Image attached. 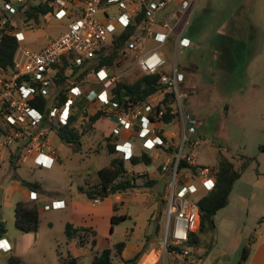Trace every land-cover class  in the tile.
Instances as JSON below:
<instances>
[{
	"label": "rangeland",
	"instance_id": "374dc122",
	"mask_svg": "<svg viewBox=\"0 0 264 264\" xmlns=\"http://www.w3.org/2000/svg\"><path fill=\"white\" fill-rule=\"evenodd\" d=\"M7 1L11 2L14 8L13 12L7 13L13 29H33L31 33H27L30 40L27 46L31 50L38 49L40 44H45L64 33L63 26L81 13L85 2L77 0L72 3L70 10L73 15L59 19L60 22L55 19L49 22V18H41L39 23H35L26 19L25 10L34 1L44 0H24L25 6L21 10V3L17 0ZM117 11L115 8L111 12ZM3 16L4 14H1L0 17ZM121 30L122 26L116 32L120 33ZM184 32L183 37L189 40V45L179 47L177 53L173 48L166 51L167 63L161 72L172 73L175 65L178 66L179 72L186 70L183 66H195V69L185 72L187 74L181 88L188 95L183 100L186 130L189 134L188 116L194 117V139L197 141L191 149L186 148V153L195 157L199 165L209 168H217L218 157L222 153L235 164L240 178L234 184L227 206L219 210L214 217V233L203 235V243L192 249L191 255L183 258L181 263L186 264L193 260V264H239L243 249L249 244L251 236L255 240L259 238L260 242L264 241V0H199L197 10L189 17ZM221 41L226 47L240 46L239 57L247 63L241 62L233 72L226 71L230 78L223 81L217 79L221 71L216 62L219 55L216 49ZM110 42L104 46H109ZM202 58L206 62H203ZM248 63H251L250 68ZM58 65L59 68L53 70L51 77L54 80L56 72L64 69L62 76L66 78L67 92L73 83L85 90H97L102 87L97 83L92 71L77 80L81 71L89 68L92 70V64L85 65L83 62V70L72 77V66L63 68V61ZM108 70L116 81L134 82L141 76L130 55L121 56L117 64ZM207 74H212L213 77L209 79ZM58 92L54 83L50 86L48 95L54 98ZM83 104L87 106L85 101ZM227 104L229 109L225 108ZM90 110L92 114L97 112L92 110V107ZM110 127L111 123L103 120L98 124L99 130L97 127L83 128L86 131L80 146L66 144L53 132L49 135L52 147L59 150L58 156L62 162H55L51 169L34 167L29 171L31 175L26 178L41 185L38 191L40 200L50 203L55 199H63L67 207L64 201L53 202V208L41 214L38 229L40 241L37 243L33 244L31 234L21 232L22 238L18 246L23 254L17 257L20 258L21 264H63L68 253L72 257L78 256L77 250L88 254L81 261L82 264H89L94 256L107 248H112L115 264H127L128 259H123L114 246L122 241L127 244L126 254L131 258L139 253L137 249L142 247L145 241H154L156 249L160 252L161 230L166 220L165 207L162 205L161 211L158 212L159 199L155 195L151 200L148 194L150 190L159 194L165 191V184L158 174L161 160L154 159L150 166L140 165L133 168L137 172H148L156 181V186L145 190L142 179L137 181L138 189L125 192L130 193V200L127 202L126 195L122 197L125 200L118 203L115 196L110 194L103 198V203L92 205L87 203L86 196L80 192L81 188L97 186L99 169L108 166L111 159L117 156L108 153L109 141L106 142L100 133ZM165 130L176 129L166 127ZM6 132L7 122L4 116L0 115V143L5 140ZM125 163L128 169L132 168L130 161L125 160ZM131 175L137 177V180L141 177L134 172H131ZM195 182L199 190L192 198L197 201L207 189L199 179ZM3 183L4 181H0V213L1 207H4L1 187ZM16 200L25 199L17 194ZM74 200L85 202L95 214L89 223L95 227L97 245L93 243L95 238L91 231L82 233L83 248L67 247L65 226L77 220L70 205ZM37 204L39 207L44 205ZM113 204H116L114 210ZM14 213L13 207L4 209L9 223L6 225L5 234L9 231L17 234V228L13 226ZM113 214L129 215L130 218L113 226ZM112 226L114 231L111 233ZM80 238L75 239L78 246L81 245ZM141 251L145 252V247ZM10 256L15 258L14 253L1 252L0 264H8ZM164 258V264H173L166 256ZM77 264H81L79 260Z\"/></svg>",
	"mask_w": 264,
	"mask_h": 264
},
{
	"label": "built area",
	"instance_id": "2783aa9c",
	"mask_svg": "<svg viewBox=\"0 0 264 264\" xmlns=\"http://www.w3.org/2000/svg\"><path fill=\"white\" fill-rule=\"evenodd\" d=\"M76 1L55 0L59 6V11L55 14L56 18L72 16L70 6ZM168 1L85 0L81 13L69 22L67 30L44 49L31 51L20 47L14 66L11 69L0 67V115L4 116L8 125L5 140L0 145L8 149L21 143L25 155H48L56 158L57 153L52 147L49 135L57 128L68 125L73 106L82 97L87 103L83 109L86 115L92 114L90 107L92 110L102 111L104 117L115 122L112 135L117 137L127 135V140L132 136L137 137L142 141L143 148L148 151H154L157 147L164 145L162 138L158 135L156 124L162 122L167 113L174 116L173 119H179L182 126L180 142L171 158L160 167V179L165 184L161 199L165 207L166 220L159 244L164 256L180 258L189 256L190 250L186 248V244L199 226V199L195 201L192 198L199 190L195 181L199 179L202 182L207 189L205 193L207 194L215 187L218 170L199 165L195 157L186 153L189 137L183 112V100L188 95L181 90L184 77L178 72L176 65L172 73L161 72L167 61L160 48L166 44L169 35L165 34L159 38L158 48L149 50L147 47V40L154 35L153 28L157 22V15L167 6ZM17 2L23 3L24 0H17ZM194 3L196 7V0H181V14L191 11ZM0 5V16L4 14L2 18L0 17V29H3L7 22V13L13 12L14 8L7 0H0ZM115 8L118 9L117 13H112L111 11ZM142 10L145 11L144 27L130 39L127 49L141 75L161 73L160 84L165 89L143 103L128 107L120 106L111 101L108 89L116 82V78L102 69L97 73V83L102 87L97 90H85L73 83L68 91L65 105L53 108L49 113L53 128L49 124L47 127H42V115L30 104V100L40 92L50 97L48 91L54 84L51 73L55 70V65L59 64L63 57L69 63L80 65L86 59L94 57L102 46L119 34L116 32L119 27L122 26V30L125 29ZM165 27L170 29L168 24H165ZM15 31L17 30L9 32L14 34L20 42L23 36L21 32ZM176 43L177 53L179 47L189 45V40L184 39L181 34ZM167 93L171 94V97L164 105L162 102ZM87 123L83 119L78 122L81 128H85ZM124 143L116 142V151L124 160L131 161L133 154L127 151L130 148L127 146L131 144ZM34 199L37 198L34 196ZM52 206L54 204L46 205L44 210H49L53 208ZM0 249H2L1 246Z\"/></svg>",
	"mask_w": 264,
	"mask_h": 264
},
{
	"label": "trees",
	"instance_id": "16d2710c",
	"mask_svg": "<svg viewBox=\"0 0 264 264\" xmlns=\"http://www.w3.org/2000/svg\"><path fill=\"white\" fill-rule=\"evenodd\" d=\"M24 3H21L20 10L24 8ZM18 8V9H19ZM59 6L56 4L55 0H44L41 2L32 3L29 8L25 10V16L27 20H33L35 23H39L41 18H48L54 16L58 12ZM9 17V16H8ZM145 22V11L142 10L125 29L119 34H116L110 42L109 46H102L95 54L94 57L86 59L84 61L85 65L88 63L92 64V70L89 68L87 70L81 71L84 65L73 64L70 65L68 60L63 57L62 61L64 67L72 66V73L70 77L75 76V74L81 71L77 80L88 75L87 73L93 72L95 76L102 69H110L117 64V61L121 56H129V51L127 49L130 39L137 35L144 27ZM14 30L11 19L7 18L6 25L3 29H0V67L4 69H11L14 66V60L16 54L20 48V43L14 34L9 31ZM54 68H59V65H55ZM64 69L60 72H56L54 77V83L58 87V94L52 98L47 97L41 92L35 95L31 100L30 104L41 113L42 121L41 126L47 127L49 124L52 128V120L49 116L50 111L53 108H60L65 105L68 99V92L66 89V78L62 76ZM161 73H156L154 75H141L134 82H124L116 81L109 88L111 101L119 104L120 106L128 107L133 104H140L156 93L165 89L160 84ZM171 97V94L167 93L163 104L166 105L167 99ZM85 99L82 97L78 99L73 106V113L69 119L68 125L64 127L57 128L55 130L57 136L66 144L72 146H80L81 138L85 134V129L80 128L81 125L78 124L80 119L86 120L90 128L97 122L100 118L104 116L102 111H97L95 114L86 115L83 112L85 106H83ZM86 102V101H85ZM160 106H158L159 108ZM88 117V119H86ZM174 116L168 113L162 119V122L169 123L173 120ZM109 142L107 144V150L110 155L118 154L116 151V143H113L112 132L107 139ZM264 149V147H263ZM152 162V158L146 154L142 153L133 157L131 160L132 166H137L141 163L149 165ZM11 170H13V178L19 180L21 185L32 192H37L41 189V185L37 182L27 181L25 179H20L16 174L17 166L16 160L12 156L10 160ZM218 176L215 187L212 191L203 195L198 201L199 207V226L198 229L191 234V239L186 244V248L192 253V249L197 248L203 243V235L214 233L215 224L214 217L217 212L225 208L229 202V197L232 193L234 184L240 178V173L236 169L235 164L222 153L219 154L217 163ZM144 177V176H143ZM142 176L140 178H143ZM98 184L92 188L86 189L81 188L80 190L85 193L89 199L102 200V194L106 193L108 196L110 192L111 195L123 193L128 190L138 188L137 177L134 175H129L128 169L126 167L125 160L119 156V154L111 159L109 165L99 169L98 171ZM145 182V181H144ZM149 185L153 186L156 181H147ZM147 183H145L146 186ZM107 196V197H108ZM128 217L126 215H113L112 224L113 226L119 224ZM15 222L17 228L23 233H36L38 232L40 225V213L39 205L37 203L31 204L29 202L20 201L15 206ZM111 227V232H113L114 227ZM91 228L85 227H74L73 224L67 223L65 226V235L69 240L77 239L81 237L80 246L83 245L82 233L91 232ZM5 224L0 223V239H2L3 234H5ZM95 238L96 233L92 231ZM251 241V240H250ZM243 249L241 260L239 264H247L250 252H251V242ZM96 244V240H93ZM115 249L117 253L121 254L126 246L124 241L117 243ZM113 250L112 248H107L97 254L90 264H115L113 261ZM144 252L141 251L137 253L133 258L127 261V264H138L139 260L143 256ZM180 257L179 259L188 258ZM63 264H77V259L69 258L65 259ZM8 264H21V262L16 258H10ZM186 264H193V260L186 262Z\"/></svg>",
	"mask_w": 264,
	"mask_h": 264
},
{
	"label": "crops",
	"instance_id": "0c3cea01",
	"mask_svg": "<svg viewBox=\"0 0 264 264\" xmlns=\"http://www.w3.org/2000/svg\"><path fill=\"white\" fill-rule=\"evenodd\" d=\"M180 2L181 0H169L167 3V6L158 13L157 15V22L153 28V37L149 38L147 40V47L149 50L152 49H156L158 48V46H160V42H159V38L162 37L165 34H168L169 37L166 41V44L164 46H162L160 49L161 51L164 53V55L166 54V51L171 50V48H173L174 50H176V45H177V39L178 37L183 34H185V28L187 26V22L189 20V17H191L195 11L197 10V6H198V2L199 0H196L197 2V6L195 7L196 3H194V6L192 7L191 11H188L187 13H185L184 15L181 14L180 11ZM195 7V8H194ZM194 8V9H193ZM59 11V9H58ZM49 19H47L49 22L52 19H55L56 22H60L58 18H56V15L48 17ZM69 24V23H68ZM68 24H66V26H63L65 31L67 30V26ZM165 24H168V26L170 27L167 28L165 27ZM33 29H17L18 32H21L23 38L20 39V47L24 48V49H28L31 50L27 45L29 44L30 40H28L27 38V33H31ZM64 31V32H65ZM63 34V33H62ZM61 34L55 36L53 39H51L49 42L45 43V44H40L38 46V49L36 50H31V51H40L42 49H44L47 45H49L53 40L57 39ZM223 40V39H222ZM237 42V41H236ZM224 42L221 41V43L217 46V51L216 53L219 54L218 55V60L217 62V67L218 69L221 71L219 72L218 76V80H225L230 78V74L227 73L226 71H230L233 72L234 68H237L239 66V64L241 62H243V64H245V60L243 58L239 57V52L241 51V47L240 46H234L231 45V47H226L223 46ZM240 47V48H239ZM169 48V49H168ZM220 49V50H219ZM166 61H167V57L165 55ZM202 61L204 62L205 59L202 58ZM206 62V61H205ZM216 62H212L214 64H216ZM210 63V64H212ZM213 64V65H214ZM247 64V63H246ZM249 68L251 66V63H248L247 65ZM186 70H181L179 72L178 70V66H177V70L180 74H182V76L185 78L186 71H190L192 69H195V66H193V68L191 67H187V66H183ZM182 67V68H183ZM210 69L212 67H209ZM105 72H110L108 69H105ZM110 74V73H109ZM169 74V73H168ZM207 77L210 79L211 77H213L212 74H207ZM96 80L98 81L97 76H95ZM229 80V79H228ZM183 84L181 83V88H182ZM184 93V91H182ZM226 109H229V105H225ZM105 120L107 123H111V127L108 128L107 130H102L100 133H102L101 137L106 139V142H108V136H110L111 132H112V128L115 126V122L112 120L107 119L106 117H102L100 118L97 122H95L92 125V129L97 127L98 128V124ZM188 122L190 123L189 125V140L187 142V146L186 148L191 149L192 147H194L197 144L196 139H194V126H195V118L188 116ZM157 127V131H158V135L162 138L164 145L163 146H159L157 147V149H155L154 151H148L145 150L142 146V141L139 140L137 137H131L129 138V140H127L126 138H128L127 135H122L120 137L114 136L112 135V139H113V143H116L118 141L120 142H125V143H129L131 144V146H127L130 147L127 151H129L132 155V159L133 157L140 155L142 153H146L148 154L151 158H152V162L154 159L156 160H161V165L163 163H165L167 160H169L173 154V152L175 151L176 147L178 146L179 142H180V137L182 134V126H181V122L177 119H173L171 120V122L169 123H164V122H158L156 124ZM166 127H174L176 130H170V131H166ZM81 128V127H80ZM86 129H89L90 126L87 125L85 127ZM55 133V132H53ZM55 135L57 136V134L55 133ZM84 135L82 136L83 139ZM126 139V140H125ZM124 143V144H125ZM1 144V143H0ZM87 144V142H86ZM108 144V143H107ZM89 144H87L88 146ZM57 153V157L56 158H52L48 155H40V156H36V155H25L24 154V148L21 145L17 144L11 148L6 149L5 147H1L0 145V181H4V183L2 184V189H3V195H2V204L4 205V207H1L2 212L0 213V223L3 222L5 224V230H6V225L9 224L7 221V218L4 214V209L5 208H11L13 207L15 209V206L18 202H20V200H16V195L19 194L22 197H24L25 200H21V201H25V202H29V203H43L44 205L42 207H39V213L40 216L41 214L46 213L49 210H44V206L49 205L51 206L53 204V202H57V201H64L63 199H55L52 202L48 203L45 201L40 200L39 197V193L37 192H32L29 189L23 187L21 185V183L19 182V180H16L13 178V170H11V166H10V160L11 157L13 156L16 160V166H17V170H16V174L18 175V177L21 179H25L27 181H31L29 180L28 177L29 175H31V173L29 171H31L30 169L34 168V167H40V168H45V169H51L55 162H62L61 158H59L58 154H59V150H56ZM118 155V154H117ZM120 156V155H119ZM228 158V157H227ZM131 159V160H132ZM231 160V159H230ZM152 162L149 165H145L143 163L137 165H145V166H150L152 164ZM131 164V161H130ZM109 165V164H108ZM158 168V174L160 177V167ZM27 166V167H26ZM137 166H132L131 169H128V173L129 175H131V172L137 173L140 176H144L143 178L138 179L137 181L141 180L143 181V184L146 186H144L143 189H152L156 186L153 185H149L147 181L149 180H153L151 178V176L149 175L148 172L146 171H136L133 168L137 167ZM202 166V165H201ZM145 181V182H144ZM138 189V188H136ZM81 193H83L80 190ZM32 194H34V196L37 199H34V196L32 197ZM87 200H88V204H101L103 203V199H97V200H93V199H89L88 196L83 193ZM130 193H118V194H114L112 196H115V201L116 202H121L124 201L125 199H123V195H126V202L129 199V195ZM160 200L161 199V195L159 193L153 192L150 190V193L148 194L149 198H151V200H153L152 196H155ZM162 200V199H161ZM71 205V210L74 214H76L77 220L76 222H72L71 224L74 225V227H85V228H91L92 231H94L96 233L95 227L93 226V224L89 223L92 215H95L94 213H92L89 210V206L83 202V201H76L74 200L73 202L70 203ZM116 204L112 205V209L114 210V206ZM65 207H67V203L65 202ZM162 207V204H161ZM52 209V208H51ZM15 214V213H14ZM114 215V214H113ZM112 215V216H113ZM128 219L130 218V216H127ZM13 226H16V222H15V217L13 220ZM49 226H51V224H49ZM17 232V234L15 233H11L10 231L7 234H3L2 239H0V246L2 249H0V256H1V252H6V253H14L15 258L18 259L17 257H20V255L23 254V252H21L19 246H18V242L19 240L22 238L20 234L21 231L18 230V228L15 230ZM114 231V230H113ZM162 231V230H161ZM6 233V232H5ZM112 233V232H111ZM31 234L30 236L33 238V244L37 243L38 241H40V234L38 232L36 233H28ZM66 236V235H65ZM97 233L95 236V240H96V245L98 244L97 242ZM67 238V237H66ZM68 239V238H67ZM260 239H254L253 236H251V252L247 261V264H264V241L260 242ZM67 247H75V248H83V246H78L76 243V240H69L66 243ZM8 246V247H7ZM85 247V246H84ZM145 247V252L143 254V256L141 257V259L139 260L138 264H151V261L149 260V256L151 255H155L156 259L154 260V262L152 264H164L163 262V258L165 257L162 253V251L160 250V252L156 249V243L154 241H150L147 242L145 241V244L142 247H139L137 249V252H140L142 250V248ZM126 249H127V244L123 250V252L121 253L122 258L123 259H128L131 258V256H128L126 254ZM77 255L78 256H71L70 253H68V256L66 259L69 258H75L77 259V261L79 260V262L82 264L83 262L81 261V259L86 258V256H88V254L81 252L80 250H77ZM158 256V257H157ZM95 257V256H94ZM93 257V258H94ZM10 258H13L10 256ZM9 258V259H10ZM8 259V261H9ZM20 259V258H19ZM18 259V260H19ZM165 259V258H164ZM168 261L171 260V262L173 264H183L181 263V259L174 257V256H169L166 258ZM20 261V260H19ZM93 261V259L89 262V264ZM149 261V262H148ZM21 262V261H20Z\"/></svg>",
	"mask_w": 264,
	"mask_h": 264
},
{
	"label": "water",
	"instance_id": "95a60500",
	"mask_svg": "<svg viewBox=\"0 0 264 264\" xmlns=\"http://www.w3.org/2000/svg\"><path fill=\"white\" fill-rule=\"evenodd\" d=\"M110 194H112V192H110ZM107 196H108V194H106V193H104V194L101 195L102 198H105ZM161 204H162V200L160 199L159 200V203H158V212L161 211Z\"/></svg>",
	"mask_w": 264,
	"mask_h": 264
},
{
	"label": "bare ground",
	"instance_id": "6f19581e",
	"mask_svg": "<svg viewBox=\"0 0 264 264\" xmlns=\"http://www.w3.org/2000/svg\"><path fill=\"white\" fill-rule=\"evenodd\" d=\"M156 259L155 255H151L149 256V260L151 261V264L154 262V260ZM149 262V261H148Z\"/></svg>",
	"mask_w": 264,
	"mask_h": 264
}]
</instances>
